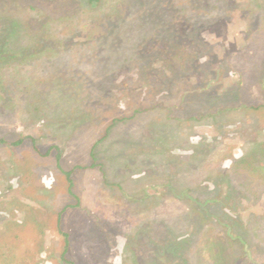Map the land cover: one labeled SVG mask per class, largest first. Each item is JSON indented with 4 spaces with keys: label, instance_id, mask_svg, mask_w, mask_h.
<instances>
[{
    "label": "rangeland",
    "instance_id": "rangeland-1",
    "mask_svg": "<svg viewBox=\"0 0 264 264\" xmlns=\"http://www.w3.org/2000/svg\"><path fill=\"white\" fill-rule=\"evenodd\" d=\"M84 2L0 0V264H264V0Z\"/></svg>",
    "mask_w": 264,
    "mask_h": 264
},
{
    "label": "trees",
    "instance_id": "trees-1",
    "mask_svg": "<svg viewBox=\"0 0 264 264\" xmlns=\"http://www.w3.org/2000/svg\"><path fill=\"white\" fill-rule=\"evenodd\" d=\"M94 1H99V0H85V2L83 4L85 7H89L91 4L94 3ZM20 142L21 141H16L15 144H19ZM71 173H72L71 170L66 172L67 177L70 179V182H71L70 184H72Z\"/></svg>",
    "mask_w": 264,
    "mask_h": 264
}]
</instances>
